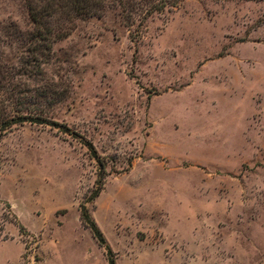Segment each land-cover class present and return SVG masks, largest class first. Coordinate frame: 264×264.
Here are the masks:
<instances>
[{
	"label": "rangeland",
	"instance_id": "obj_1",
	"mask_svg": "<svg viewBox=\"0 0 264 264\" xmlns=\"http://www.w3.org/2000/svg\"><path fill=\"white\" fill-rule=\"evenodd\" d=\"M108 10L39 55L0 0V264H264V0Z\"/></svg>",
	"mask_w": 264,
	"mask_h": 264
},
{
	"label": "trees",
	"instance_id": "obj_2",
	"mask_svg": "<svg viewBox=\"0 0 264 264\" xmlns=\"http://www.w3.org/2000/svg\"><path fill=\"white\" fill-rule=\"evenodd\" d=\"M180 0H24L33 22L35 32L31 40L34 43L36 54L43 55L44 48H52V43L67 38L73 29V22L92 16H103L111 9L120 16L127 27L137 35L146 22L155 14L176 7ZM2 52L0 50V89L9 88L10 77L4 72ZM28 70V68H27ZM29 71V70H28ZM24 99V104L27 99ZM5 111V112H4ZM0 110V135L12 125L22 124L25 121L39 122V117L23 114H7V110ZM16 112V111H15ZM20 113V112H18ZM17 117V118H15ZM81 219L91 230L98 243L108 249L106 239L96 222L91 218L88 209L84 206ZM111 253L108 249V254ZM109 264H116L109 259Z\"/></svg>",
	"mask_w": 264,
	"mask_h": 264
}]
</instances>
